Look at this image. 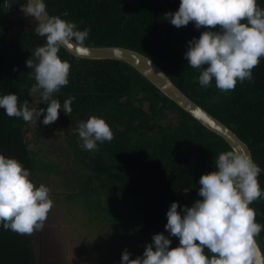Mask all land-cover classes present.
<instances>
[{
  "label": "trees",
  "instance_id": "1",
  "mask_svg": "<svg viewBox=\"0 0 264 264\" xmlns=\"http://www.w3.org/2000/svg\"><path fill=\"white\" fill-rule=\"evenodd\" d=\"M180 0H46L50 15L90 29L87 46H122L136 50L155 62L189 98L228 126L244 141L252 159L262 169L258 176L264 188V58L253 69L252 81L221 91L213 81L198 82L199 70L187 64V42L199 37L192 22L179 28L164 14L178 9ZM264 7V0H258ZM26 0H0V95L16 93L18 103L42 99V90L30 92L34 73L25 61L45 43L36 34L35 21L21 11ZM219 27V26H217ZM62 60L70 62L69 83L53 94L63 104L74 96L72 112L60 111L57 121L32 122L37 139L45 132L65 134L68 156L81 164L82 188L90 195L138 197L141 203V233L145 244L156 233L167 232L166 212L173 201L191 204L198 197L199 178L213 170L215 157L232 150L178 104L164 95L128 63L117 59H88L70 54L63 47ZM15 69V70H14ZM99 116L111 126L113 139L98 143L95 151L80 147L78 122ZM28 122L9 117L0 109V153L16 158L35 175L42 169L32 156L26 135ZM30 130V128H29ZM67 153V152H66ZM67 155V154H66ZM40 160V159H39ZM41 161V160H40ZM256 221L264 225V198L254 201ZM170 247L179 244L171 237ZM264 255V229L256 237ZM0 264H36L31 234H18L0 227Z\"/></svg>",
  "mask_w": 264,
  "mask_h": 264
},
{
  "label": "clouds",
  "instance_id": "2",
  "mask_svg": "<svg viewBox=\"0 0 264 264\" xmlns=\"http://www.w3.org/2000/svg\"><path fill=\"white\" fill-rule=\"evenodd\" d=\"M35 21V32L45 43L31 52L25 61L34 73L35 85L29 90H42L49 101L46 108H29L28 101L18 103L16 93L0 95V109L9 117L50 125L60 111L72 112L76 99L68 97L63 104L53 94L69 83L70 62L59 55L63 46L86 51L90 29L60 15H50L46 0H27L22 9ZM46 17V19H42ZM179 28L190 22L199 30L187 44L184 58L199 70L198 82L209 87L215 82L221 91L234 90L237 83L252 81L253 69L264 58V7L258 0H180L178 9L164 14ZM219 26V27H217ZM15 70V69H14ZM199 115V111L196 113ZM80 147L95 151L98 143L111 141L113 131L103 117L90 116L78 122ZM262 169L249 156L235 150L219 153L212 171L199 178L198 197L191 206L171 202L164 229L147 243L141 255L130 259L124 249L119 264H259L256 237L264 225L256 221L257 213L250 205L264 198L258 181ZM30 170L16 158L0 153V227L24 235L41 230L53 200L50 189L38 186L30 178ZM171 237L179 244L170 247Z\"/></svg>",
  "mask_w": 264,
  "mask_h": 264
},
{
  "label": "rangeland",
  "instance_id": "3",
  "mask_svg": "<svg viewBox=\"0 0 264 264\" xmlns=\"http://www.w3.org/2000/svg\"><path fill=\"white\" fill-rule=\"evenodd\" d=\"M41 101L30 106L44 108ZM28 126L32 156L43 163L32 181L45 184L53 200L44 227L31 234L36 264H119L124 249L130 259L141 255L146 244L138 197L85 193L83 169L68 156L65 134L48 131L37 139L40 129L34 131L32 121Z\"/></svg>",
  "mask_w": 264,
  "mask_h": 264
},
{
  "label": "water",
  "instance_id": "4",
  "mask_svg": "<svg viewBox=\"0 0 264 264\" xmlns=\"http://www.w3.org/2000/svg\"><path fill=\"white\" fill-rule=\"evenodd\" d=\"M27 5V0H26ZM42 19L46 17L42 16ZM63 48L70 54L88 59H117L124 61L134 67L144 77H146L153 85H155L164 95L178 104L192 117L198 120L203 126L210 131L222 137L231 147L232 150L249 155L251 152L247 144L242 141L233 130L222 123L219 119L211 115L204 108L183 93L166 75V73L150 58L144 54L122 46H87L86 51H78L75 46ZM199 111V115H197ZM260 255L258 257L259 264H264V255L256 240Z\"/></svg>",
  "mask_w": 264,
  "mask_h": 264
}]
</instances>
